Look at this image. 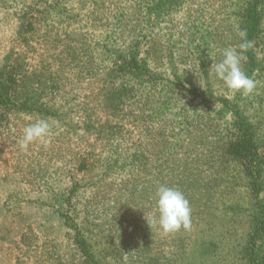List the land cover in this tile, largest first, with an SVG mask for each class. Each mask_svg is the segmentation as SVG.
I'll return each instance as SVG.
<instances>
[{
	"label": "trees",
	"instance_id": "16d2710c",
	"mask_svg": "<svg viewBox=\"0 0 264 264\" xmlns=\"http://www.w3.org/2000/svg\"><path fill=\"white\" fill-rule=\"evenodd\" d=\"M85 1L87 25L103 28L96 37L63 26L60 2L16 13L33 39L27 17L38 11V96L18 92L34 78L26 57L0 60V125L12 114L53 119L54 155L70 167L66 188L47 193L64 241L24 234L22 248L35 264H264V92L259 82L233 92L211 70L244 30L242 68L261 78L264 0H228L206 28L199 16L183 24L176 41L171 28L168 41L155 31L185 0ZM160 185L189 200L190 229L149 226Z\"/></svg>",
	"mask_w": 264,
	"mask_h": 264
},
{
	"label": "rangeland",
	"instance_id": "374dc122",
	"mask_svg": "<svg viewBox=\"0 0 264 264\" xmlns=\"http://www.w3.org/2000/svg\"><path fill=\"white\" fill-rule=\"evenodd\" d=\"M11 1H14L11 4L12 8L4 7L3 3H0V60L8 55L15 60L26 57L34 78L18 92L26 98L34 94L38 96V91L41 92V88L37 84L38 61L43 56V51L38 53V49L41 48L38 46V11H32L27 17L29 22H33L37 26V32L32 39L28 30L18 28L16 15L21 10L27 12L29 9H25V6L32 3V0ZM55 1L60 2L62 8L66 6L67 10L64 12H69L70 20L66 16L63 26L81 34H88L89 37H96L103 30L99 26L90 28L87 25L88 13L92 8L89 2L85 3L86 1L83 0L82 4L80 0H44V2H48L47 5L53 4ZM226 1L231 5L228 0H185L183 5L181 4L169 15V19L162 21L155 34L163 41H168L171 28L172 34H175L173 40L176 41L178 35L183 32L181 31L183 24L192 23L190 20L194 21V18L198 16L199 23L206 28L211 24L212 17L219 15L217 11ZM170 19L171 24H169ZM173 26H176L177 29ZM187 43L188 39L185 37L177 44L179 47H184ZM189 52L192 51L189 50ZM163 65L168 68L166 60ZM183 66L185 67H181V70L191 67L189 64ZM30 68H28L29 71ZM261 68L263 73L260 74L261 78L256 82H259L260 91L264 92V66ZM193 72L191 69L190 74ZM70 82L73 84L66 87L67 91L74 87L76 80L71 79ZM23 114H12L8 122L0 125V264H22L23 262L35 264L36 257L28 255L26 249L20 245L24 234L36 236L37 239L39 237L40 242L53 241L56 243L64 241L65 236V229L56 209L51 207L48 203L49 200L47 201V193L59 188H66L69 183L67 176L70 167L67 165V157L59 159L54 155L55 144L52 143V139L55 140V137L52 126L55 123L53 124V119L47 121L50 125V135L45 140L33 141L27 150L22 149L20 142L24 136V129L37 121L28 115L24 114L23 116ZM62 130L64 129L59 131ZM262 153L264 154V148ZM56 172L61 173L59 179ZM33 244H35V248L38 247V240H35Z\"/></svg>",
	"mask_w": 264,
	"mask_h": 264
},
{
	"label": "clouds",
	"instance_id": "9594fccd",
	"mask_svg": "<svg viewBox=\"0 0 264 264\" xmlns=\"http://www.w3.org/2000/svg\"><path fill=\"white\" fill-rule=\"evenodd\" d=\"M242 43L239 50L236 47H227L223 50V59L214 63L211 70L215 76L222 80L233 92L244 95L251 94L256 89V81L250 78L242 68L243 53L251 46L247 41V33L239 31ZM50 135V125L46 120L40 119L29 124L24 129V136L20 142L22 149L27 150L36 140H45ZM156 208L158 216L148 220L149 226H157L165 233L187 230L191 227L190 202L182 191L177 188L160 185L156 192Z\"/></svg>",
	"mask_w": 264,
	"mask_h": 264
}]
</instances>
